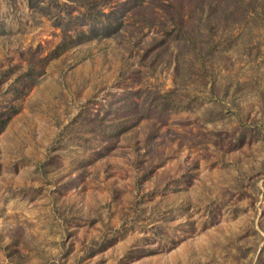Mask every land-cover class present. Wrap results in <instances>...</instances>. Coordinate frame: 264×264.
Listing matches in <instances>:
<instances>
[{
	"label": "rangeland",
	"instance_id": "1",
	"mask_svg": "<svg viewBox=\"0 0 264 264\" xmlns=\"http://www.w3.org/2000/svg\"><path fill=\"white\" fill-rule=\"evenodd\" d=\"M0 264H264V0H0Z\"/></svg>",
	"mask_w": 264,
	"mask_h": 264
}]
</instances>
